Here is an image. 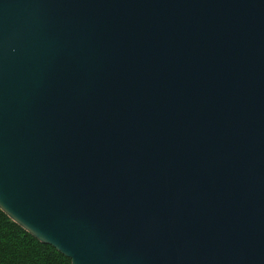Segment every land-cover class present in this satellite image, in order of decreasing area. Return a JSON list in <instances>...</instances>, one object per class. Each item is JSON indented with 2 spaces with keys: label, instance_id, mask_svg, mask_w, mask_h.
<instances>
[{
  "label": "water",
  "instance_id": "1",
  "mask_svg": "<svg viewBox=\"0 0 264 264\" xmlns=\"http://www.w3.org/2000/svg\"><path fill=\"white\" fill-rule=\"evenodd\" d=\"M0 209L72 264H264V0H0Z\"/></svg>",
  "mask_w": 264,
  "mask_h": 264
},
{
  "label": "trees",
  "instance_id": "2",
  "mask_svg": "<svg viewBox=\"0 0 264 264\" xmlns=\"http://www.w3.org/2000/svg\"><path fill=\"white\" fill-rule=\"evenodd\" d=\"M0 264H72L50 245L43 244L0 209Z\"/></svg>",
  "mask_w": 264,
  "mask_h": 264
}]
</instances>
